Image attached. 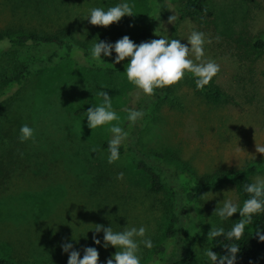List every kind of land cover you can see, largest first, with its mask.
Wrapping results in <instances>:
<instances>
[{
    "label": "rangeland",
    "instance_id": "374dc122",
    "mask_svg": "<svg viewBox=\"0 0 264 264\" xmlns=\"http://www.w3.org/2000/svg\"><path fill=\"white\" fill-rule=\"evenodd\" d=\"M167 1L169 17L176 16L173 24L164 22L167 36L187 45L193 31L205 34L203 61L220 66L212 80L225 93L226 102L215 106L195 94L193 76L186 73L175 85L174 104L147 109L150 118L142 129L140 147L164 152L192 178L197 197L186 238L199 264H212L205 255L207 250L214 252L207 233L240 219L239 213L222 219L214 211L224 200L238 207L243 202L230 183L213 188L209 181L247 164L257 167L253 182L264 177V155L256 152V144L264 146V53L253 50L254 41L264 37V0H207L210 18H182L186 0ZM121 3L133 5L136 16H125L107 28L86 20L92 8L107 11ZM149 13V0H0V32L63 31L67 39L91 49L98 41L114 45L124 36L140 45L152 41ZM52 52L51 47H29L17 55L30 63L45 60ZM9 53L6 45L0 55V255L21 263L51 259L68 264L69 254L61 244L71 242L81 259L85 248L94 247L98 264H107L119 249L104 248L103 232L94 233L95 225L111 226L114 232L143 226L153 247L141 244L138 255L141 264H148L165 241L164 204L170 192L151 193L150 178L129 157L109 164L102 147L112 138L111 125L91 130L87 114H75L100 106L97 93L103 90L112 98L126 131V110L138 109L145 98L127 79L130 58L119 63L124 64L119 72L90 68L82 58L65 59L4 94L1 81L11 69ZM111 57H116L114 51L105 58ZM25 124L34 130V143L19 139ZM120 173L123 179H117ZM94 235L100 245L94 244Z\"/></svg>",
    "mask_w": 264,
    "mask_h": 264
},
{
    "label": "trees",
    "instance_id": "16d2710c",
    "mask_svg": "<svg viewBox=\"0 0 264 264\" xmlns=\"http://www.w3.org/2000/svg\"><path fill=\"white\" fill-rule=\"evenodd\" d=\"M207 0H186L182 7V18H196L204 16L210 18L212 11L206 3ZM150 13L148 18V31L151 40L160 37L171 40L164 30V22L170 15V7L167 0H149ZM11 54L10 72L1 81L4 94L23 86L34 74L45 68L53 67L65 59L82 58L83 63L96 70L119 72L124 64H115V58L94 59L91 48L73 39H67L63 31L54 34H42L36 31H1L0 32V55L6 48ZM29 47H51V55L41 61L26 63L19 59L17 53ZM253 50L264 53V37L258 38L253 43ZM195 94L203 98L209 104L220 105L226 102V95L213 80L204 89L199 90L195 84V78L190 80ZM176 86L165 87L155 90L152 97L145 96L139 104L138 111H143L144 116L135 124L128 122L126 132L127 139L120 146V157L132 159L137 169L150 178V192L161 194L166 190L170 192V198L164 204V210L168 217L165 230V241L159 244L153 253V259L148 264H199L195 252L188 246L186 238V227L190 217V211L196 201L197 194L193 192L192 178L184 171L174 165L164 152L145 151L140 147V138L145 123L150 118L147 111L150 106L159 108L165 104H174ZM90 108L78 109L75 114H87ZM108 143H103V150L110 155ZM255 164H247L245 167L233 173L210 180L213 188L222 183H230L234 186L237 195L244 203L250 198L244 190L246 184L253 183L252 177L256 174ZM209 178V177H208ZM206 178V183L208 182ZM233 226L224 228L225 235L212 239L211 245L218 256L227 255L225 247L235 243L240 247L237 254L236 264H264V243L260 242L255 235L256 229L264 234V213L256 214L252 223L245 226L244 235L240 240L229 241L226 233ZM0 264H58L54 260L47 259L36 263H21L0 255Z\"/></svg>",
    "mask_w": 264,
    "mask_h": 264
},
{
    "label": "clouds",
    "instance_id": "9594fccd",
    "mask_svg": "<svg viewBox=\"0 0 264 264\" xmlns=\"http://www.w3.org/2000/svg\"><path fill=\"white\" fill-rule=\"evenodd\" d=\"M133 5L121 3L105 11L102 8H92L90 15L86 19L93 26H108L118 23L123 17H134ZM176 16L172 15L168 19L169 24H173ZM217 39H219L217 37ZM205 34L193 31L187 40V45L182 44L179 39H159L150 42H142L136 45L128 36H124L114 45L111 43L98 41L91 49L94 59H101V56L110 57L112 52L116 53L115 64H119L130 58V63L126 67L128 81L141 91L145 96L152 97L155 90L171 87L184 80L186 73H191L195 78L197 89L202 90L209 85L212 79L220 72V66L211 60L203 61ZM211 43V41H207ZM190 45V47L188 46ZM195 57L193 60L192 57ZM139 93H137L138 95ZM97 95L102 98V103L98 107H91L87 111L88 127L93 130L100 126L111 125L110 132L112 138L108 143V163L112 164L120 159V146L127 139L128 133L120 124V117L113 110L112 98L106 91H98ZM127 121L135 124L144 116L143 111L135 109L126 110ZM116 122L113 124L112 122ZM20 141L28 140L35 142V133L27 124L20 129ZM256 152L264 155V146L256 144ZM22 155V154H21ZM117 179H123V173L118 174ZM244 190L250 194V198L245 200L242 207H238L231 200H224L222 207H217L214 211L222 219L231 218L239 213L240 219L234 223L232 229L226 233V238L240 240L244 235L245 226L252 223V218L256 214L264 213V177L257 176L253 183L246 184ZM207 195V194H206ZM204 195V196H206ZM202 196V197H204ZM192 215H195L193 213ZM146 228L141 226L124 227L121 232H114L112 227L95 225L94 233L103 232V247L109 246L119 249L115 255L107 260V264H141L138 253L140 245L151 249L153 243L150 238H146ZM199 231V229H197ZM225 235L223 228H214L207 233V240ZM255 235L258 240L264 243V234L260 229H256ZM93 242L100 245L101 241L93 236ZM62 251L69 254L68 264H98L99 253L94 247L85 248L83 258L80 252L74 250L71 242L61 244ZM227 255L218 256L212 250H207L205 255L212 264H236L237 254L240 247L229 244L225 247Z\"/></svg>",
    "mask_w": 264,
    "mask_h": 264
}]
</instances>
